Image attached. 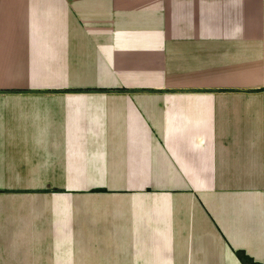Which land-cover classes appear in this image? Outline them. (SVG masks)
Wrapping results in <instances>:
<instances>
[{"label":"crops","instance_id":"1","mask_svg":"<svg viewBox=\"0 0 264 264\" xmlns=\"http://www.w3.org/2000/svg\"><path fill=\"white\" fill-rule=\"evenodd\" d=\"M264 264V0H0V264Z\"/></svg>","mask_w":264,"mask_h":264},{"label":"trees","instance_id":"2","mask_svg":"<svg viewBox=\"0 0 264 264\" xmlns=\"http://www.w3.org/2000/svg\"><path fill=\"white\" fill-rule=\"evenodd\" d=\"M237 255L243 264H256L253 259L248 257L244 252H238Z\"/></svg>","mask_w":264,"mask_h":264}]
</instances>
